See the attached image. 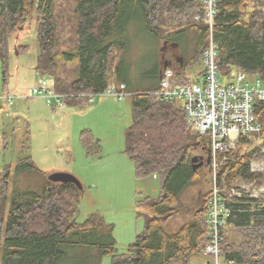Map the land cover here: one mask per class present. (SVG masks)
I'll return each mask as SVG.
<instances>
[{"label":"trees","instance_id":"trees-1","mask_svg":"<svg viewBox=\"0 0 264 264\" xmlns=\"http://www.w3.org/2000/svg\"><path fill=\"white\" fill-rule=\"evenodd\" d=\"M54 2L0 0L3 92H8L9 36L36 11L41 15L36 70L51 77L49 84L54 91L77 94L66 99V104L73 106L88 103L80 93L100 94L110 83H124L132 100L124 152L134 162L137 178H160V192L156 198L144 196L136 201L137 208L146 207L144 229L126 253L117 254L114 225L103 215L95 212L82 222L75 220L83 187L79 189L74 183L47 179L41 192L15 194L6 211L10 179L6 165L0 171V264H59L68 259H73L74 264H100L106 255L111 256V264H189L208 241L206 219L211 191L207 173L200 167L193 168L191 159L194 149L206 146L210 150V138L199 135L186 122L182 102L161 101L152 92L159 88L166 60L178 82L195 80V71L189 68L196 59L202 60L209 35L207 23L195 19L203 14L201 0H76L75 24L67 37L62 36L63 29H57ZM135 28L150 35L158 52L150 83L137 84L129 72H124L127 41ZM212 37L218 45L221 83H231L238 72L258 75L264 81V0H216ZM169 45L175 46L182 62L175 64L160 57ZM74 61L78 63L73 70L75 78L70 80L57 71L59 65L73 66ZM202 71L203 67L200 74ZM253 108L263 131L240 136L238 144L257 135L260 146L237 154L236 162L226 161L218 171V184H231L237 177H259L251 171L250 162L264 160V101L255 99ZM79 139L87 154H98V139L89 129L81 130ZM20 162V166L28 163L35 168L30 157ZM207 179L209 191L201 195L202 200L194 208L188 207L182 199L183 191L188 186L207 185ZM227 207L220 254L223 262L264 264V201L234 198ZM180 214H189L187 221L169 230L168 223Z\"/></svg>","mask_w":264,"mask_h":264},{"label":"rangeland","instance_id":"rangeland-1","mask_svg":"<svg viewBox=\"0 0 264 264\" xmlns=\"http://www.w3.org/2000/svg\"><path fill=\"white\" fill-rule=\"evenodd\" d=\"M75 7L76 0L54 2L56 26L58 30L63 29V37H67V31L74 27ZM40 18L41 15L35 11L30 19L14 29L8 39L10 93L16 97L12 105L0 107V171L6 165L10 171L6 211L15 194L24 191L41 192L49 174L71 173L83 187L75 220L82 222L89 214L100 213L108 223L114 225L113 234L117 242L115 252L126 253L128 246L145 225L146 207L137 208L136 201L144 196L156 198L161 187L160 178L156 175L137 178L134 162L124 152V133L132 120L131 95L121 100L113 96L97 95L92 102L81 106L66 104L65 108L51 106L44 99L33 96L30 91L42 78L51 81L50 76L40 74L35 68L39 54ZM144 32V29L135 28L127 41L125 52L127 65L124 72H129L128 76L137 84L150 83L158 64L154 42ZM162 45L163 42H160L159 51ZM62 48L66 49V46L62 45ZM165 51V55L159 52L162 59L171 58L175 64L178 63L180 54L177 51H170L168 46ZM202 67V60L196 59L189 71L194 72ZM73 70L74 66L59 65L57 71L71 80L75 74ZM86 128H90L92 135L98 139V154H87L80 142L79 134ZM260 143V136L256 135L245 144H237L231 152L232 161H238L237 154L242 155L260 146ZM196 154H200L198 148L193 151V155ZM26 157H30L35 168H31L28 163L20 166L21 159ZM252 163L262 166L264 160L254 159L250 162L251 171L259 177L244 181L250 182L254 188L264 190V171L252 170ZM200 168L211 180L209 164ZM206 184L188 186L183 191L182 199L188 207H195L202 200L201 195L210 188L208 179ZM257 199L264 201V198ZM187 216L189 214L174 217L167 228L176 230L187 221ZM230 237H234L232 232ZM214 259V256L200 252L192 257L190 264H214ZM218 259V264H234L224 263L221 255ZM59 264H74V260H64ZM100 264H111V256H104Z\"/></svg>","mask_w":264,"mask_h":264},{"label":"built area","instance_id":"built-area-1","mask_svg":"<svg viewBox=\"0 0 264 264\" xmlns=\"http://www.w3.org/2000/svg\"><path fill=\"white\" fill-rule=\"evenodd\" d=\"M201 2L203 14L197 15L195 19L203 20L209 27L208 45L202 53V73L192 82H178L173 68L164 67L159 88L152 92V95L161 101L182 102L186 122L196 133L210 138L209 167L212 178L206 219L209 231L207 244L201 253L214 256V264H218L224 238L222 230L229 214L227 202L234 198H264V190L254 188L250 182L239 177L235 180H240V183L217 182L219 167L226 161H232L231 152L236 148L239 137L250 133L260 134L263 131V125L254 112L253 103L255 99L264 101V81L258 75L238 72L233 75L231 83H221L217 64L218 45L212 37L216 0ZM30 93L59 108H65L66 99L77 95L54 91L45 78L33 86ZM78 95L86 96L88 102H92L97 95L113 96L121 100L130 93L124 83L113 82L100 94ZM14 97L16 96L10 92L1 94L0 107L12 105ZM255 170L260 171L258 168Z\"/></svg>","mask_w":264,"mask_h":264},{"label":"water","instance_id":"water-1","mask_svg":"<svg viewBox=\"0 0 264 264\" xmlns=\"http://www.w3.org/2000/svg\"><path fill=\"white\" fill-rule=\"evenodd\" d=\"M168 62H164L163 67H167ZM193 168H199L202 166V157L198 154L192 156ZM48 180L52 182H71L74 183L79 189L82 188L80 181L71 173L68 172H53L48 175Z\"/></svg>","mask_w":264,"mask_h":264},{"label":"crops","instance_id":"crops-1","mask_svg":"<svg viewBox=\"0 0 264 264\" xmlns=\"http://www.w3.org/2000/svg\"><path fill=\"white\" fill-rule=\"evenodd\" d=\"M169 48H170V50L171 51H176V49L174 48L175 46H173V45H169L168 46ZM166 49H167V47H166ZM161 50H162V48H161ZM166 59H168V60H172L173 61V59H171V58H166ZM167 61V60H166ZM178 62H182V61H178ZM61 63H63V61H61ZM60 63V64H61ZM78 63H77V61H74L73 62V66H76ZM195 75V76H194ZM200 75V69H198V70H196L194 73H193V76H194V78H196V77H198ZM76 77V73L74 74V76H73V78H75ZM10 80H8V82H7V85H6V91H8V92H11V87H10ZM3 92V90H2V87H1V89H0V93H2ZM35 100H37V99H34L33 101H35ZM3 107V106H2ZM86 129H88V128H86ZM90 129V128H89ZM195 257V256H194ZM191 260H192V258L190 259V261H189V264L191 263Z\"/></svg>","mask_w":264,"mask_h":264},{"label":"flooded vegetation","instance_id":"flooded-vegetation-1","mask_svg":"<svg viewBox=\"0 0 264 264\" xmlns=\"http://www.w3.org/2000/svg\"><path fill=\"white\" fill-rule=\"evenodd\" d=\"M198 150H200L199 155L202 157V166H208L210 162V150L206 146H201Z\"/></svg>","mask_w":264,"mask_h":264},{"label":"bare ground","instance_id":"bare-ground-1","mask_svg":"<svg viewBox=\"0 0 264 264\" xmlns=\"http://www.w3.org/2000/svg\"><path fill=\"white\" fill-rule=\"evenodd\" d=\"M167 66H169V65H167ZM164 68V67H163ZM4 92H2V93H0V95L1 94H3ZM262 165V167L260 168V166L259 165H257V164H252V170H255V168H258V169H260V171H264V164H261Z\"/></svg>","mask_w":264,"mask_h":264}]
</instances>
